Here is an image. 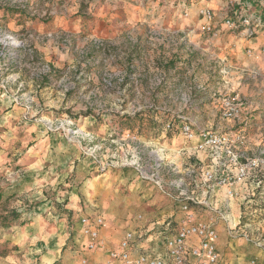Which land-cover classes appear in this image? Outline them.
<instances>
[{
	"label": "rangeland",
	"instance_id": "rangeland-1",
	"mask_svg": "<svg viewBox=\"0 0 264 264\" xmlns=\"http://www.w3.org/2000/svg\"><path fill=\"white\" fill-rule=\"evenodd\" d=\"M224 1L228 2L225 8L213 0H0V8L8 12L0 28L12 30L27 45L18 65L6 69L0 60V87L13 103L25 109L24 117L43 124L50 134V145L40 149L48 150V163L73 167L59 176L60 183L49 192L51 196L65 198L64 204H68L67 196L72 195L81 204L79 214L89 213L91 203H98L108 218L124 219L129 213L146 211L167 213L160 201L166 196L151 183L143 181L147 189L139 188L138 192L136 186L126 189L124 184L115 185L114 173L97 178L103 173L94 170L84 153L88 143L80 139L69 143L63 129L48 131L43 121L56 118L73 117L77 127L102 132L112 125L122 127V112L138 113L140 107L156 105L164 108L150 110L158 121L167 117V110L178 112L182 99L190 97L194 108L188 115L197 127L241 130L244 138L236 148L244 155L241 162L264 160V57L256 61L247 56L246 36L239 35V29L222 27L224 19L245 3L261 9L264 16V0ZM200 8L215 13L221 24L217 36L205 32ZM221 12H225L222 19ZM74 22L77 28L67 27ZM92 37L103 39V46L93 45ZM81 72L94 77L89 86L67 95L54 86L61 76L72 80ZM116 73L126 74V93L105 87V80L115 81ZM90 89H95L96 97L87 96ZM224 98L238 108L233 119L222 117ZM136 127L143 137L158 138L148 125L145 129ZM155 143L176 149L186 146L184 139L173 135L171 140L157 139ZM15 144L13 140L0 141L2 148ZM67 147L71 149L68 160L63 157L69 155ZM77 154L80 157L75 158ZM87 165L91 168L86 171ZM127 177L130 182L136 179ZM10 182L0 172V189ZM153 199L156 204H146Z\"/></svg>",
	"mask_w": 264,
	"mask_h": 264
},
{
	"label": "built area",
	"instance_id": "built-area-1",
	"mask_svg": "<svg viewBox=\"0 0 264 264\" xmlns=\"http://www.w3.org/2000/svg\"><path fill=\"white\" fill-rule=\"evenodd\" d=\"M252 6L245 3L233 11L232 16L226 17L222 26L228 30L242 28L245 36L250 38L264 30V16L252 11ZM198 14L205 22V32L217 36L221 30L215 13L200 8ZM90 40L97 48L103 46V39L92 37ZM25 49V40L18 34L0 28V60L6 69L18 65L20 53ZM246 54L259 61L264 56V47H249ZM47 72H50L49 67ZM93 80L92 75L81 72L72 80L66 75L61 76L54 86L67 95L80 86H89ZM125 81L126 74L116 73L115 81L105 80V87L126 93ZM96 95L95 89L87 93L89 98ZM120 102L124 103L125 99ZM193 108L191 98L185 97L178 112L167 110V119L156 139L143 137L138 129H122L118 125L102 132L82 129L77 127L73 117L43 121L48 131L63 129L69 143L78 139L81 143H88L89 147L83 151L95 171L105 174L132 170L139 180L151 183L174 203L173 211L153 220L144 213L136 214L131 219L133 226L126 229L116 246L107 252V259L94 264H220L222 224L234 237L241 236L258 247L264 246V237L248 234L256 217H264V160L241 162L244 155L236 148L244 133L241 130L224 132L197 127L188 115ZM221 108L225 120L233 119L238 113L229 98L222 100ZM161 109L164 110L150 105L140 107L138 113L122 112L121 115L135 116L146 110ZM172 135L184 139L186 146L176 149L155 143L157 139L171 140ZM221 188H225L222 204L216 198ZM236 197L241 201L240 209L234 214L232 201ZM79 224L87 251L106 249L102 232L110 227V222L102 213L85 214L80 217ZM81 264L90 262L82 258ZM249 264L261 263L254 259Z\"/></svg>",
	"mask_w": 264,
	"mask_h": 264
},
{
	"label": "crops",
	"instance_id": "crops-1",
	"mask_svg": "<svg viewBox=\"0 0 264 264\" xmlns=\"http://www.w3.org/2000/svg\"><path fill=\"white\" fill-rule=\"evenodd\" d=\"M213 1L219 5L222 4L223 8L228 4L224 0ZM253 11L262 12L257 7ZM224 13L221 12L219 18L222 19ZM1 16L2 14H0V21H3L4 17ZM74 23V25L68 24L67 27L77 28L78 24ZM180 26L177 24V27ZM240 34L245 37V32L241 31ZM245 40H248L247 47L263 48L264 30L258 31L251 38L247 36ZM24 110L19 104L13 103L9 95H6L0 87V141L13 140L16 142L15 146L11 148L0 147V159L2 160L0 172L5 179L11 181L3 185L1 189L6 198L11 197L0 207V213L7 214L16 210L19 214L8 226L0 225V264H81L82 258H86L90 264H94L106 260L107 252L116 246L123 236V232L133 226L131 219L136 214L129 213L125 215L124 219L108 218L98 203H91L89 213L96 211L102 213L109 220L110 227L102 232L106 249L87 251L84 246L86 239L81 235L79 224L80 217L85 215L78 213L82 210L81 204L72 199V195L67 196L70 201L68 204H64L65 198L60 196L55 198L49 193L56 190V185L60 183L59 176L68 174L70 170H73V167L63 163L61 165L48 163L50 159L48 150L46 152L40 151V149L49 146L52 138L44 130L43 124L24 117ZM66 150L69 151V155H63V157L68 160L71 157V149L67 147ZM78 157L80 155L77 154L75 158ZM12 161L13 163H11ZM87 168H91V166L87 165L86 171ZM125 171L112 172L117 180L115 185L124 184L126 189L136 186L138 192L139 188L146 187L145 189H147L144 182L137 179L132 170L127 173ZM103 175L98 174L97 178H101ZM130 175L136 177V179L132 178L133 182H130L127 177ZM216 198L221 204L223 203L225 188L218 190ZM160 201L161 206H165L164 210L167 209V213L175 209L172 200L165 197ZM240 201L238 197L232 201L234 214L240 209ZM128 203H130L129 200L126 204L128 205ZM156 203L157 201L153 199L146 204L154 205ZM145 215L149 220L161 216L160 214L152 215L148 211ZM248 231L252 237H264V217H256ZM219 234V250L222 255L220 264H249L254 259L258 263H264V246L258 247L241 236L234 237L223 224L220 225Z\"/></svg>",
	"mask_w": 264,
	"mask_h": 264
},
{
	"label": "trees",
	"instance_id": "trees-1",
	"mask_svg": "<svg viewBox=\"0 0 264 264\" xmlns=\"http://www.w3.org/2000/svg\"><path fill=\"white\" fill-rule=\"evenodd\" d=\"M6 13H8V12H6L5 8H0V14H2L1 17H5ZM241 31H242V28L239 29L238 33H240ZM166 119H167V117H164V118H161L157 121V120H155L152 112L150 110H146V111L141 112L135 116H126L125 115V116L119 117V122L122 126V127H120V126L119 127L122 129H134V128H137L136 126H139L141 129H145V125H148L149 127H151L154 130L155 134H157V133L159 134V131L161 130V128L164 124V121ZM10 197L11 196L6 198L3 191L0 189V207L3 206L4 202L6 200H8ZM18 215L19 214L16 210L10 211L7 214L0 213V225L8 226V224L14 222V220L18 217Z\"/></svg>",
	"mask_w": 264,
	"mask_h": 264
}]
</instances>
